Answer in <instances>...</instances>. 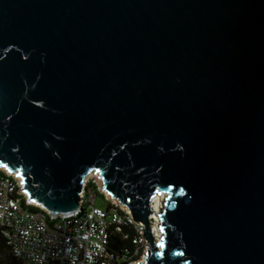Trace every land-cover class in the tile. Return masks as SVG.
Wrapping results in <instances>:
<instances>
[{
  "label": "water",
  "instance_id": "95a60500",
  "mask_svg": "<svg viewBox=\"0 0 264 264\" xmlns=\"http://www.w3.org/2000/svg\"><path fill=\"white\" fill-rule=\"evenodd\" d=\"M0 169L50 218L96 173L137 264H264V0H0Z\"/></svg>",
  "mask_w": 264,
  "mask_h": 264
},
{
  "label": "built area",
  "instance_id": "2783aa9c",
  "mask_svg": "<svg viewBox=\"0 0 264 264\" xmlns=\"http://www.w3.org/2000/svg\"><path fill=\"white\" fill-rule=\"evenodd\" d=\"M17 174L0 169V234L11 255L22 264H137L143 262L146 241L143 225L132 221L130 212L109 196H103V207L97 206V184L88 179L80 195V209L67 216L50 218L35 204H27L26 194H18L22 182ZM100 181V179H99ZM101 182V181H100ZM102 184V182H101ZM162 197L161 210L155 209V198ZM150 202L151 234L159 240V214L164 196ZM38 211H32L30 208ZM128 241L131 248L116 253L111 246L115 237Z\"/></svg>",
  "mask_w": 264,
  "mask_h": 264
},
{
  "label": "trees",
  "instance_id": "16d2710c",
  "mask_svg": "<svg viewBox=\"0 0 264 264\" xmlns=\"http://www.w3.org/2000/svg\"><path fill=\"white\" fill-rule=\"evenodd\" d=\"M94 190L97 196V203L99 206V202L104 206L103 203V196L95 190V187L92 185L90 186ZM30 210L38 211V209L31 207ZM131 248L130 243L128 241H123L119 236L115 237L113 240V244L111 249H113L116 253H120L121 250ZM0 264H22L18 260H16L10 253L8 247L5 244V240L2 238L0 234Z\"/></svg>",
  "mask_w": 264,
  "mask_h": 264
},
{
  "label": "rangeland",
  "instance_id": "374dc122",
  "mask_svg": "<svg viewBox=\"0 0 264 264\" xmlns=\"http://www.w3.org/2000/svg\"><path fill=\"white\" fill-rule=\"evenodd\" d=\"M86 179H88V178H86ZM89 181H90V183H92V181H94V184H95V182H96V184H97V188H98V192L99 193H105L104 191H103V189H102V184H100V181H99V179L98 178H95V176H93L92 178H90V179H88ZM107 194L105 193L104 194V196H106ZM108 196V195H107ZM97 198V197H96ZM155 198V197H154ZM97 205H98V203H97ZM99 207H102V204L99 202Z\"/></svg>",
  "mask_w": 264,
  "mask_h": 264
},
{
  "label": "bare ground",
  "instance_id": "6f19581e",
  "mask_svg": "<svg viewBox=\"0 0 264 264\" xmlns=\"http://www.w3.org/2000/svg\"><path fill=\"white\" fill-rule=\"evenodd\" d=\"M100 184H101V182H100ZM161 204H162V197H156L155 198V209H156V211L161 210Z\"/></svg>",
  "mask_w": 264,
  "mask_h": 264
}]
</instances>
